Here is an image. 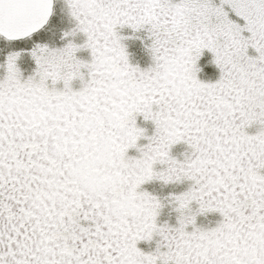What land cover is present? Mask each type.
Masks as SVG:
<instances>
[{"label":"rangeland","instance_id":"obj_1","mask_svg":"<svg viewBox=\"0 0 264 264\" xmlns=\"http://www.w3.org/2000/svg\"><path fill=\"white\" fill-rule=\"evenodd\" d=\"M125 1L94 0L85 16L102 4ZM175 1L183 6L184 24V33L174 30L175 38L179 32L186 38L188 59L193 48L202 57L182 67L186 92H167L170 124L195 138L201 153L208 146L215 150L225 183L232 175L233 183L246 176L255 181L260 171L264 179V0ZM72 3L78 14L83 11ZM66 6L67 0H57L50 24L33 37L12 42L0 38V264H164L157 251L165 240L160 237L163 221L168 234L186 227V237L208 251L219 246V254H204L201 264H264V237L256 244L245 241L251 222L264 224V214L251 206L234 211L221 199L218 206L189 205L182 212L159 207L148 232L120 223L115 216L119 198L99 186V181L108 183L119 175L107 158L114 142L110 135L97 138L88 129L78 131L65 117L60 126L51 113L31 108L34 101L26 98L30 92L63 103L45 92L48 77L57 82L72 56L74 37L59 32L69 24ZM172 32L159 24L127 32L130 59L150 61L148 67L137 65V73H153L162 64ZM143 161L133 162L130 169L136 178L143 175ZM102 169H108V176ZM117 179L123 183L124 174ZM217 207L226 213L212 211ZM133 235L142 236L143 250Z\"/></svg>","mask_w":264,"mask_h":264},{"label":"flooded vegetation","instance_id":"obj_2","mask_svg":"<svg viewBox=\"0 0 264 264\" xmlns=\"http://www.w3.org/2000/svg\"><path fill=\"white\" fill-rule=\"evenodd\" d=\"M56 1L54 0V10L45 27L54 16ZM72 2L79 3L84 12L78 14L76 9H72ZM93 2L94 0H67L65 15L69 24L61 27L59 32L61 35L66 32L68 38L74 37L72 56L69 67L62 70L57 82L52 83L51 77L47 75L48 89L45 92L47 98L50 95L54 99L61 97L63 103L57 105L55 100L48 102L51 99L43 98V92H30L26 98L34 101L30 103L31 108L57 117L56 121L60 126L65 124V117L73 121L78 131L88 129L93 134L97 133V138L105 133L110 135L114 142L108 146L107 158L116 165L114 169L119 175H112L108 183L99 181V186L119 198L116 218L131 230L144 228L148 232L152 230L154 209L177 207L182 212L189 205L218 206L221 199L230 210L241 211L251 206L253 212L259 210L263 215L262 171L255 174V181L251 176H246L241 178V183H233L232 175L225 183L221 179V175H226L225 170L215 150L208 146L201 153L195 138L182 135L170 124L171 117L166 111L167 92L175 91V94L183 95L187 82L182 79V67L187 68L191 63L193 66L194 59L200 61L202 57L201 54L197 56L192 47L191 54L194 56L188 59L190 45L186 38H182L180 32L175 38L176 28L178 31L183 29L184 33L182 4L175 0H163V3L157 0H126L123 4H102L93 15L86 14V17L85 13ZM157 24L173 30L166 37L171 45L161 57L162 64L153 73L144 71L142 75L136 72L135 67H148L150 61L142 64L130 59V51L125 43L127 32H144L146 29H154ZM0 38L8 42L24 40L10 41L2 35ZM197 72L200 76L201 70ZM49 85L55 88L51 89ZM19 95L23 93L19 92ZM94 118L98 121L95 122ZM141 160H144L143 175L136 178L130 173V169L133 162ZM108 173V169H102V175L106 177ZM121 173L124 174L123 183L117 179ZM170 174H174V177L168 178ZM171 186L174 188H169ZM147 208L151 209L149 213ZM212 211L226 213L219 208H212ZM170 214L168 212L166 216L169 220L172 219ZM160 223L165 229L160 234L165 240L160 238L163 242L158 244L157 250L160 262L201 264L204 254H219L217 244L208 251L197 239L186 237V227L168 234L166 223ZM249 225L244 235L245 241L256 244L264 237V224L255 220ZM155 236L158 238L157 234ZM141 238V235H133L132 239L139 250H143L139 246ZM148 252L154 253L152 250Z\"/></svg>","mask_w":264,"mask_h":264},{"label":"water","instance_id":"obj_3","mask_svg":"<svg viewBox=\"0 0 264 264\" xmlns=\"http://www.w3.org/2000/svg\"><path fill=\"white\" fill-rule=\"evenodd\" d=\"M54 0H0V35L20 40L34 35L48 23Z\"/></svg>","mask_w":264,"mask_h":264}]
</instances>
